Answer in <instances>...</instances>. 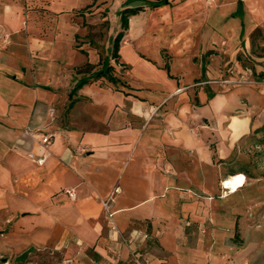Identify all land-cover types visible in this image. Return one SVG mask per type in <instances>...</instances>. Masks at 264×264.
I'll list each match as a JSON object with an SVG mask.
<instances>
[{"label":"crops","instance_id":"obj_1","mask_svg":"<svg viewBox=\"0 0 264 264\" xmlns=\"http://www.w3.org/2000/svg\"><path fill=\"white\" fill-rule=\"evenodd\" d=\"M13 5L5 6L21 9L22 4ZM21 24L18 19L3 24L0 44L7 33L11 43H21L22 36H15ZM39 42L37 47L43 48L44 41ZM122 42L120 61L111 60L115 69L125 63L121 51L128 45ZM56 49L51 45L52 58ZM17 50L16 46L13 51L12 44L0 46V213L10 225L4 253H20L21 257L32 248L49 249L63 256L60 264H136L133 254L138 253L148 264H193L188 261L193 251L186 242L187 231H191L188 225L204 218L205 205L217 213L214 200L197 192L209 195L217 191L220 180L227 176L248 179L243 171L213 168L218 148L217 152L211 149L208 141L213 135L203 132L202 107L212 105L214 99L203 92L193 103L187 92L177 97L186 91V85L170 83L160 101L142 102L132 93L96 87L94 82L71 99L70 94H59L62 88L52 78L29 81L27 62L21 68L9 67L10 59H19ZM37 64L43 73V67L54 66L53 62ZM102 66L103 61L100 69ZM114 76L120 85V78ZM76 82L63 90L69 93ZM39 88L51 91V100ZM64 99L69 101L67 111L85 100L100 114L68 127L58 115L53 120L45 109L37 111L38 106L48 108ZM72 101L76 103L70 109ZM159 103H166L161 120L155 118ZM39 133L52 136L48 149L40 143L43 135L36 136ZM246 133V129L239 130L232 139L240 141ZM27 147L32 151L27 153ZM29 154L46 156L45 164L36 165ZM211 171L213 176H209ZM116 188L110 219L103 203ZM66 190H74L75 198ZM224 215L220 213L219 218ZM219 218L216 235L224 234Z\"/></svg>","mask_w":264,"mask_h":264},{"label":"rangeland","instance_id":"obj_2","mask_svg":"<svg viewBox=\"0 0 264 264\" xmlns=\"http://www.w3.org/2000/svg\"><path fill=\"white\" fill-rule=\"evenodd\" d=\"M14 3H21V9L5 6ZM122 9L138 14L123 40L128 45L121 51L125 63L114 72L121 84L113 86L107 80L93 84L132 93L142 102L160 101L170 83L186 85L177 97L187 92L193 103L200 93H214L212 105L202 107L203 132L213 135L208 141L211 149L217 152L218 148L213 168L243 171L248 177L234 192L222 187L228 176L221 178L217 191L197 192L214 200L217 213L205 205L204 218L188 225L191 231H187L186 242L193 250L189 263L264 264V0H0V28L10 20L22 22L15 35L22 36L21 43H11L7 33L0 46L12 44L13 51L19 48V59H10L9 67L21 68L27 62L29 81L52 78L62 88L59 94L68 96L72 90L67 93L64 88L100 69L103 59L111 56L121 30ZM39 41H44L43 48L37 47ZM51 45L57 47L53 58ZM38 61L54 66L43 67V73L37 70ZM38 90L51 100V91ZM65 99L48 108L38 106L37 111L45 109L47 116L54 111V119L58 115L68 127L100 114L85 100L67 111L69 101ZM160 105L155 118L161 120L166 103ZM27 110L30 114L31 109ZM243 129L246 136L235 142L232 134ZM213 175L211 171L209 176ZM219 198L223 200L216 201ZM220 213L224 217L219 218ZM216 218L221 220L222 235L214 233ZM9 226L0 213V261L62 262L63 256L49 249L32 248L21 257L20 253L5 254Z\"/></svg>","mask_w":264,"mask_h":264},{"label":"trees","instance_id":"obj_3","mask_svg":"<svg viewBox=\"0 0 264 264\" xmlns=\"http://www.w3.org/2000/svg\"><path fill=\"white\" fill-rule=\"evenodd\" d=\"M164 1V0H162ZM240 3H242L240 1ZM138 14V11L127 9L120 13L121 30L117 34L115 41L113 43V50L111 58H105L103 60V66L100 70L94 72L91 77H84L78 80L70 93V98L72 99L85 85H89L93 82L100 80H107L111 84H117L119 80L114 76V66L111 65V60L120 61V49L121 43L124 40L126 33L130 29V19ZM214 98V93L208 92V99L212 100ZM76 101H72L70 104V109L75 105Z\"/></svg>","mask_w":264,"mask_h":264},{"label":"built area","instance_id":"obj_4","mask_svg":"<svg viewBox=\"0 0 264 264\" xmlns=\"http://www.w3.org/2000/svg\"><path fill=\"white\" fill-rule=\"evenodd\" d=\"M50 115L52 118H54V111H51L50 112ZM51 139H52V136L49 135V134H44L41 139H40V143L46 148L48 149V147L51 145ZM29 159L35 163L36 165L38 166H43L46 162V156L44 157H37L35 156L34 154H29ZM225 191H228L226 189H224ZM119 189L116 188L110 195V197L108 198L107 201H105L103 203V208H104V211L107 215L108 218L112 219V217L114 216V213L111 212V209H112V202L114 200V197L115 195L118 193ZM66 193L67 195L74 199L76 194L74 192V190H66ZM113 230H116V227L113 228ZM133 257H134V262L136 264H147V261L143 258V256L141 254H138V253H135L133 254ZM114 264H119L118 261H116Z\"/></svg>","mask_w":264,"mask_h":264},{"label":"bare ground","instance_id":"obj_5","mask_svg":"<svg viewBox=\"0 0 264 264\" xmlns=\"http://www.w3.org/2000/svg\"><path fill=\"white\" fill-rule=\"evenodd\" d=\"M246 177L242 175H236L232 176L230 178H227L224 183H222L224 189L228 190H236L240 187H242L246 182Z\"/></svg>","mask_w":264,"mask_h":264},{"label":"water","instance_id":"obj_6","mask_svg":"<svg viewBox=\"0 0 264 264\" xmlns=\"http://www.w3.org/2000/svg\"><path fill=\"white\" fill-rule=\"evenodd\" d=\"M154 1H157V2H159V1H162V0H154Z\"/></svg>","mask_w":264,"mask_h":264}]
</instances>
